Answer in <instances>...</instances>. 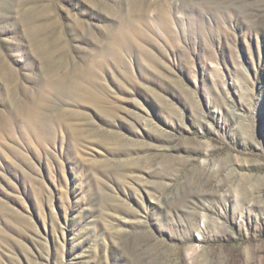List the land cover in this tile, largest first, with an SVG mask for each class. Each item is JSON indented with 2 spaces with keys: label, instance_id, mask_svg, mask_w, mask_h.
<instances>
[{
  "label": "rangeland",
  "instance_id": "1",
  "mask_svg": "<svg viewBox=\"0 0 264 264\" xmlns=\"http://www.w3.org/2000/svg\"><path fill=\"white\" fill-rule=\"evenodd\" d=\"M0 264H264V0H0Z\"/></svg>",
  "mask_w": 264,
  "mask_h": 264
},
{
  "label": "bare ground",
  "instance_id": "2",
  "mask_svg": "<svg viewBox=\"0 0 264 264\" xmlns=\"http://www.w3.org/2000/svg\"><path fill=\"white\" fill-rule=\"evenodd\" d=\"M91 73V72H90ZM93 77V76H92Z\"/></svg>",
  "mask_w": 264,
  "mask_h": 264
}]
</instances>
